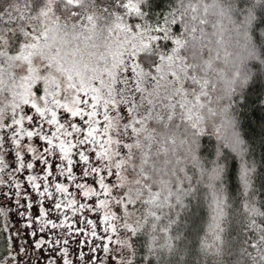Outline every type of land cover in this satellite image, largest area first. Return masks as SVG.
Segmentation results:
<instances>
[{
  "label": "snow or ice",
  "instance_id": "snow-or-ice-1",
  "mask_svg": "<svg viewBox=\"0 0 264 264\" xmlns=\"http://www.w3.org/2000/svg\"><path fill=\"white\" fill-rule=\"evenodd\" d=\"M0 264H264V0H0Z\"/></svg>",
  "mask_w": 264,
  "mask_h": 264
}]
</instances>
